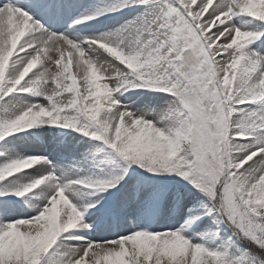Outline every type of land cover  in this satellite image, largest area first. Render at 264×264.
Here are the masks:
<instances>
[{"label": "snow or ice", "instance_id": "obj_1", "mask_svg": "<svg viewBox=\"0 0 264 264\" xmlns=\"http://www.w3.org/2000/svg\"><path fill=\"white\" fill-rule=\"evenodd\" d=\"M0 264H264V0H0Z\"/></svg>", "mask_w": 264, "mask_h": 264}]
</instances>
